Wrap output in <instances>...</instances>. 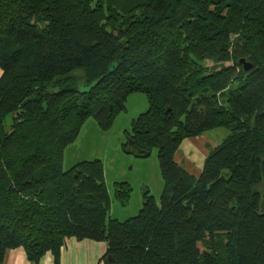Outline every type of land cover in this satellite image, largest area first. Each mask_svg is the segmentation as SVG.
<instances>
[{
	"label": "trees",
	"instance_id": "1",
	"mask_svg": "<svg viewBox=\"0 0 264 264\" xmlns=\"http://www.w3.org/2000/svg\"><path fill=\"white\" fill-rule=\"evenodd\" d=\"M0 68V264L58 261L68 238L105 242L104 264H264V0H0ZM137 93L124 150H156L164 189L119 221L102 161L65 154ZM216 129L199 177L176 163Z\"/></svg>",
	"mask_w": 264,
	"mask_h": 264
},
{
	"label": "rangeland",
	"instance_id": "2",
	"mask_svg": "<svg viewBox=\"0 0 264 264\" xmlns=\"http://www.w3.org/2000/svg\"><path fill=\"white\" fill-rule=\"evenodd\" d=\"M149 109L147 96L142 93L131 95L126 103V112L115 121L113 127L103 131L98 123L90 119L84 125L77 141L67 148L65 170L86 161L101 160L105 169V181L112 197L110 217L126 221L136 217L144 203V192L148 190L159 203L164 189L160 172L158 152L153 150L147 158H138L124 150L128 143L127 133L132 132L133 121ZM228 132L216 129L208 133L220 145ZM115 183H128L131 197L126 205L114 196Z\"/></svg>",
	"mask_w": 264,
	"mask_h": 264
},
{
	"label": "crops",
	"instance_id": "3",
	"mask_svg": "<svg viewBox=\"0 0 264 264\" xmlns=\"http://www.w3.org/2000/svg\"><path fill=\"white\" fill-rule=\"evenodd\" d=\"M1 75L0 68V77ZM209 132L184 140L175 155L176 163L195 177H199L202 173L210 152L219 146V143L214 142L208 136ZM107 251L108 246L105 242L68 238L58 261L48 253L38 263H35L27 257L24 249L17 248L8 250L1 264H104L103 258Z\"/></svg>",
	"mask_w": 264,
	"mask_h": 264
},
{
	"label": "water",
	"instance_id": "4",
	"mask_svg": "<svg viewBox=\"0 0 264 264\" xmlns=\"http://www.w3.org/2000/svg\"><path fill=\"white\" fill-rule=\"evenodd\" d=\"M245 65V70H250L251 69V66L249 64H246L244 63ZM129 149L131 153H137V154H140L141 152L139 151V148L137 147L136 143L134 141H130L129 142ZM148 156V154H146Z\"/></svg>",
	"mask_w": 264,
	"mask_h": 264
}]
</instances>
